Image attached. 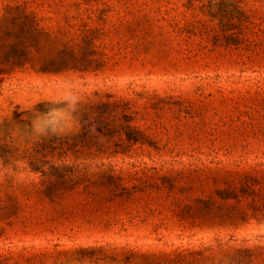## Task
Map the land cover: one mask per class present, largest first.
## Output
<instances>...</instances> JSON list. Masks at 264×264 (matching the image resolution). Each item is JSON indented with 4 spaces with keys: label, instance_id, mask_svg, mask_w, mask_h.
Returning a JSON list of instances; mask_svg holds the SVG:
<instances>
[{
    "label": "rangeland",
    "instance_id": "374dc122",
    "mask_svg": "<svg viewBox=\"0 0 264 264\" xmlns=\"http://www.w3.org/2000/svg\"><path fill=\"white\" fill-rule=\"evenodd\" d=\"M15 14L0 264H264V0H0Z\"/></svg>",
    "mask_w": 264,
    "mask_h": 264
},
{
    "label": "trees",
    "instance_id": "16d2710c",
    "mask_svg": "<svg viewBox=\"0 0 264 264\" xmlns=\"http://www.w3.org/2000/svg\"><path fill=\"white\" fill-rule=\"evenodd\" d=\"M18 17H19L18 14H15L14 18H10L7 15L0 16V39L1 40L4 37L5 38H7V37H13V39L15 41H20V42L24 41L25 35L23 36V34H24V31L23 30H22L23 31V33H22L20 31V29L17 28V27H15V26H13V28H10V29L1 28V25H6V22H7V24H9L8 23V20H14V22H17L16 18H18ZM7 35H9V36H7ZM1 40H0V46L3 45L1 43ZM4 43H5V41H4ZM1 58L4 61H6V62L12 61L14 63H18V60L20 59V56L15 54V57L10 58L9 56L7 57V54L5 52H2L1 53Z\"/></svg>",
    "mask_w": 264,
    "mask_h": 264
}]
</instances>
